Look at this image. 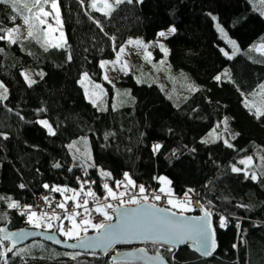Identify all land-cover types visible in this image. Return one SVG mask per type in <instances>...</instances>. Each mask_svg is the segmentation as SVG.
<instances>
[{
    "label": "trees",
    "instance_id": "trees-1",
    "mask_svg": "<svg viewBox=\"0 0 264 264\" xmlns=\"http://www.w3.org/2000/svg\"><path fill=\"white\" fill-rule=\"evenodd\" d=\"M27 2L31 5V0ZM92 3L57 0L63 47L47 45L45 51L31 38L17 44L0 41V82L8 88L7 100L0 101V197L6 198L0 200V228L29 229L8 203L32 206L42 195L62 202L61 192L51 190L54 187L75 191L82 182L94 181L84 185L101 198L107 195L104 183L114 188L117 181L126 182L124 173L136 185L154 190L160 186L158 179L165 177L176 195L188 193L212 213L217 250L205 260L187 247L170 253L159 244L137 246L159 253L169 264H264V116L257 119L256 108L250 112L244 103L255 98L264 84V55L256 50L264 45V6L260 0H134L105 15ZM13 15L9 5L0 4L4 27L23 22L19 17L13 22ZM215 21L235 41V55ZM170 26L177 30L167 38L170 66L190 73L198 91L173 101L164 89L137 83L131 75L121 82L125 92L103 81L100 63L113 59L127 40L148 42ZM25 70L42 72L43 78L38 75L29 86L21 75ZM225 72L227 76L222 75ZM85 73L105 88L99 107L87 99L81 86ZM217 75L219 82L214 79ZM227 116L233 131L224 133V139L202 143ZM225 140L233 147H227ZM73 142L77 143L70 148ZM156 144L161 148L153 152ZM249 156L252 167L247 170L240 161ZM233 165L242 171L232 172ZM101 170L110 176H102ZM252 174L257 181L250 179ZM222 216L224 228L219 226ZM125 249L130 246L113 248L106 255L86 254L34 240L3 256L4 261L0 257V264L5 260L7 264H122L111 262L110 256ZM6 251L3 243L0 252Z\"/></svg>",
    "mask_w": 264,
    "mask_h": 264
},
{
    "label": "snow or ice",
    "instance_id": "snow-or-ice-1",
    "mask_svg": "<svg viewBox=\"0 0 264 264\" xmlns=\"http://www.w3.org/2000/svg\"><path fill=\"white\" fill-rule=\"evenodd\" d=\"M85 0H80L81 4H84ZM104 8L108 9L107 12H105V15H110L112 11H115L116 8L119 7L121 4H133L134 0H113V3H109V0H102ZM136 2H142V0H136ZM51 3V8L56 12V19L57 22H59V9L57 6V0H31V5L27 2V0H0V4L9 5L13 12L16 13V15H13L11 17V20L14 22L18 17L23 20L24 25L26 26V34L21 33L20 27L15 26L11 28H6L3 26V23L0 22V41L6 40L11 44H17L21 42L23 39H36L37 43H41V46L45 48V51H47V45H48V35L49 33L42 27L43 25L47 24V17L50 16L52 13L49 11H46L45 5ZM260 4L264 6V0H260ZM91 7L97 11H100V9L97 7V3L95 0H93V3ZM35 10V11H34ZM27 12L28 14L25 15L24 12ZM261 15H264V11H261ZM213 20L216 19L215 16L212 17ZM97 26H99V21L96 22ZM51 25L48 24V29H51ZM219 28V25H217ZM176 28L170 27L167 32L161 31L158 33L159 37H167L168 34H174L176 32ZM220 31L223 33V29H220ZM40 34H43V41L40 39ZM61 37H63V33L61 32ZM115 39L114 37L112 38ZM66 44V40L64 41ZM128 45L134 46L137 49H147L148 45L145 44L142 40H129ZM229 44L233 47L232 55H235L237 46L235 41L229 40ZM55 47H63L62 44H56ZM158 47L160 50L164 53L165 56L168 55V50L164 47L163 44H158ZM126 46H121L119 51L116 54V60L115 61H102L101 67L104 68L106 64H112V65H118L119 64V70L127 74L128 72V65L127 62H124L123 64H120L121 55L125 53ZM3 49H0V52H2ZM223 54L227 56L229 59L232 58V55H229L228 52L224 51V49H221ZM147 56H151V53H147ZM68 59L71 60V55L68 56ZM160 64L163 65L164 61L161 60ZM113 70H116L114 67ZM22 76H24V79L27 81L29 86L36 83L35 80L30 79L29 75L27 73H21ZM41 78H43V73H39ZM222 75L227 76V72L223 73ZM84 78L87 79V73L84 74ZM105 80H108L107 75L104 77ZM214 79L219 82L221 81V75H217L214 77ZM138 83H140V80H137ZM109 83L111 81L109 80ZM96 88H100L101 93L104 94L103 89L100 85H96ZM260 89L262 90V94H264V84L259 85ZM190 90L192 91H198L199 89L196 88L195 85H189ZM0 101L7 100L8 98V88L0 82ZM87 94V93H86ZM126 95H129L126 93ZM92 104L94 106L99 107L97 104V100L93 99L91 100ZM245 107L249 109V111H252L253 106L247 102V100L244 101ZM10 110V109H9ZM100 110H105L103 108H100ZM257 119L264 116V108H256L255 112L253 113ZM40 124L44 125L46 128H48V132L51 135H55V132L53 131L52 127L48 124L46 120L39 121ZM225 127L227 126V117H225L223 121ZM219 127V124L217 125ZM215 134V129H213V133H210V135ZM0 135H3L0 133ZM236 135H239L238 133ZM5 139H7V136H4ZM107 138V134L106 137ZM82 142L86 145L87 141L83 140ZM215 142V141H213ZM77 142H73L72 145H69L70 148H74L75 144ZM202 143H208L207 140L202 141ZM225 145L227 147H233L231 143H229L227 140L224 141ZM161 148V145L156 144L153 146V152H158ZM80 150L77 148L76 152H79ZM87 155V153H85ZM78 158V157H74ZM90 159V157H89ZM252 157H247L246 160H241V164H251L252 163ZM262 160H264V157H261ZM55 167H60L59 164L54 165ZM94 166V165H90ZM71 171V169H69ZM232 172H241L242 169L237 168L235 165L231 168ZM86 174V173H85ZM101 175L108 177L110 176V173L104 172L101 170ZM246 177H248V173H245ZM261 175H264L262 173ZM126 183L124 181H117V186H123L125 188L124 192H120L117 194L107 183H104L103 187L107 191V195L104 197L105 200H107L109 197L112 200H118L119 203L117 206H113L112 204H104L99 207H97L96 211L100 212L104 220L107 221V223H95L93 224L90 219L83 220V225H86L87 227L93 228L97 236L95 238H88L86 235L81 236L80 231H77L80 227V225L74 224L73 229L65 230L63 227L59 229L60 235L67 237L68 239H78L80 247L85 248H107L111 247L114 244L131 241L132 239H146L151 240L154 244H161L162 246L167 245L166 248L167 252H172L173 248L177 247L179 244L185 243L189 240L193 241L196 245V250L200 252L202 256H210L212 255L213 251L215 250L216 243H215V231L212 228L210 217L212 213L210 211H204L203 216L198 217H183L180 220H174L172 217L176 216L175 212H171L170 208H161L158 207L155 203H149V197L147 195H144L146 193V189L143 185H136L135 182L131 179L128 173H124ZM79 180V178H77ZM250 179L253 181H257L258 177L256 174H252L250 176ZM162 182L164 181V178H160ZM85 183H94V181H84L81 183V188L83 189V186ZM170 183V182H168ZM44 188L48 189L49 185L44 184ZM21 188H24L25 185L21 184ZM131 187L132 189L138 188L139 190V196L137 195H131L129 196L128 200H124L123 197L125 195H128L127 189ZM52 191L56 192H67L71 191V189H61L58 187H54L51 189ZM161 193L165 192V189L163 187L159 190ZM189 192L192 190L189 189ZM87 195L95 197V193L91 192V190L88 191ZM169 196H171V193H168ZM6 199L5 197H0V200ZM10 200V198H7ZM44 199L47 201V197H44ZM152 199L155 201H159L161 199V196L158 194H154L152 196ZM88 201H84V205H87ZM99 204V201H97ZM168 205L171 206V208L179 209L181 213L183 212H189L192 211V201L188 197V193H185V198L183 200H175L172 198H169L167 201ZM199 203V201H197ZM127 205H136V207L129 209L126 207ZM8 208H17L19 205L12 201L8 203ZM78 207L80 205H77ZM28 209H30L31 206H26ZM57 207L64 208L65 205L63 203H60L57 205ZM105 209H112L114 213H116L118 220L115 224L112 223L113 216L109 215L108 211ZM87 210V209H86ZM22 215L25 213H21ZM47 214H42L43 218ZM37 217L36 212H30L28 214V223L31 224L35 228H40L42 225L39 222V220H36L34 218ZM54 219L59 220V216H53ZM71 219V217H68ZM219 226L221 228L226 227V218L221 217L220 218V224ZM87 227L83 228V231L87 232ZM239 228V225H237ZM47 228L51 229L52 224H47ZM0 232H4V229H0ZM28 235V233H25L23 231L19 233H5L2 237H0V245H3L5 240H11L12 241V247L7 249V252H11L13 248L16 247V241L23 240ZM49 239L55 240V237L49 236ZM56 243H60L59 240H56ZM71 247H76V245H71ZM235 247V245H234ZM144 249H139L138 252L143 254ZM6 252H0V257L6 256ZM76 255H79L77 253ZM127 257L132 258L136 257V253H127ZM76 256L73 255L72 259H75ZM145 258V257H141ZM148 260L153 262H159V264H164L163 258L160 256L159 253H157L154 257H146ZM5 264H7V260H5ZM122 264H131L130 260H124Z\"/></svg>",
    "mask_w": 264,
    "mask_h": 264
},
{
    "label": "rangeland",
    "instance_id": "rangeland-1",
    "mask_svg": "<svg viewBox=\"0 0 264 264\" xmlns=\"http://www.w3.org/2000/svg\"><path fill=\"white\" fill-rule=\"evenodd\" d=\"M112 1L109 0V3H111ZM95 2L97 3L98 7L100 6L101 10H103L104 12L108 11V9L104 8L102 0H95ZM45 9H46V11H49L52 13L50 16L47 17V24L42 26L49 33L48 45L54 46L56 44H62L64 42L65 35H64V31H63V27H62L60 17H59V22H57L56 12L54 10H52L51 3L45 5ZM48 24H50L52 26L51 29H48ZM217 25H218V23L215 21V27H216L217 31L221 34V36L223 38L225 37L226 41L228 42L230 39L226 36V33L224 31H223V33L220 31V29H222V28H220V26L218 28ZM17 26L20 27L21 33L26 34V26L24 25L23 22ZM170 27H173V26H170ZM170 27H168L167 29L161 30V31L167 32V30ZM161 31H159V32H161ZM61 32L63 33V37H61ZM158 33H157L156 37L151 41L146 42V41L142 40L145 44L148 45L146 50L145 49H137L134 46L128 45L127 42L130 39L127 40L122 45V46H126V50H125V53L121 55V60H120V64L127 62V65H128L127 74H125L124 72L119 70V64L115 65V66L112 64H106L104 68L101 67L103 81H106L109 83V80H110L111 81L110 84L115 88V90L117 92H125V88L121 85V82L123 80H126L128 75H131L136 82H137V80H140L141 81L140 84H155V85L159 86L161 89H164V91H166L167 96L170 99H173V101H175L178 97L185 96L188 93L193 92L192 90H190L189 85H195L196 88H198L195 78L190 73H188L185 70H175L170 66V63L168 60L169 48L167 45V38L172 34H168L167 37L165 38V37H159ZM131 40L135 41V40H141V39L131 38ZM158 44H163L164 47L168 50L167 56H165L164 53L160 50V48L158 47ZM256 50L259 53L264 55V45L257 46ZM147 53H151V56L150 57L147 56ZM115 60H116V55L113 59L106 60V61H115ZM161 60L164 61L163 65L160 64ZM100 65H101V63H100ZM114 67L116 68V70H113ZM23 73H27L29 75L30 79L35 80V81L39 78V76H38L39 74L34 73L31 70H25ZM105 75H107L108 80L104 79ZM80 83L84 89V92H85L87 99L90 102H91V100L96 99L97 103H98L99 101H101L105 97L106 91H105V88L102 85V83L93 82L89 78L85 79L84 75L81 77ZM96 85L101 86L104 94L101 93L100 88L95 87ZM0 91H2V89H0ZM249 100H250L249 104L254 106V108H260L262 101L264 102V94H262V90H261V92L259 91V93L255 96V98L249 99ZM224 119H225V117L221 121V124H219V127L213 128V129H215V134L210 135V133H213V129H212L209 133H207L203 137L202 140L203 141L207 140L208 142L218 141V140L225 138L224 133L232 132L233 129H232V125H231L230 116H227V126L226 127L223 123ZM243 166L245 169L248 170L252 167V163L251 164H243ZM160 178L158 179V183L160 186L156 191L164 199H160L159 201H155L152 199L153 195L149 196V194H147V196L149 197L148 202L149 203H155L158 207L170 208L177 213H181L179 209L171 208V206L168 205L167 201L169 198H172L175 200H183L185 198V195H183V196L176 195L174 193V191L172 190L170 183H168L169 181L165 177H162V178H164V181H165V182H162L160 180ZM161 187H163L165 189V192L161 193L159 191ZM112 189L117 194L125 191L124 187L120 188L117 186V184H115L114 188H112ZM127 190L135 191V189H132L131 187H129ZM169 192L171 193V196L168 195ZM106 193H107V191H106ZM133 206H136V205H127L126 207H133ZM105 210L108 211L109 215H112L110 212V210H112V209H105ZM183 213H187V214L192 215V214H195L197 212L193 209L192 211L183 212ZM99 215L100 216H98L95 221H93V222L91 221V222L93 224L102 223V222L107 223V221L104 220V217L100 212H99ZM53 216H54L53 214H47L43 218L38 219L42 226L40 228H36V229H40L43 231L51 230L56 225V222H57V219H54ZM69 217H71V219H70L71 223H70L68 229H73L74 224L80 225V227L76 230L80 231L81 236L86 234L88 231H91V230L95 231L93 228L87 227L86 225H83V223H81V224L76 223L73 215H70ZM49 223L52 224L51 229L47 228V224H49ZM31 227H33V226H31ZM84 227H87L86 233L83 231ZM29 229H33V228H29ZM65 238L68 239L67 237H65ZM68 240H74V239H68Z\"/></svg>",
    "mask_w": 264,
    "mask_h": 264
},
{
    "label": "water",
    "instance_id": "water-1",
    "mask_svg": "<svg viewBox=\"0 0 264 264\" xmlns=\"http://www.w3.org/2000/svg\"><path fill=\"white\" fill-rule=\"evenodd\" d=\"M136 206L133 207H128L129 209L134 208ZM192 207L193 209L197 212V215H191V214H187V213H177L175 211H173L172 209H170L171 212H175L176 216L172 217V219L174 220H180L183 217H198V216H203L204 215V211H208L206 210L202 205H200V203H197V201H193L192 202ZM161 208H165V207H161ZM112 216H113V220L112 223L115 224L116 221L118 220V217L116 215V213H114L112 210L110 211ZM211 221V225H212V216L209 218ZM213 228V226H212ZM0 229H4V232H0V237H2L3 235H5V233H19L21 231L28 233V235L25 237V239L23 240H18L16 241V247L13 248V250L11 252H7V255L11 254L15 249L19 248L20 246L27 244L31 241L34 240H40L42 242H45L57 249L60 250H64V251H68V252H82V253H90V254H101V255H106L107 253H109L114 247L119 246V245H137V244H143V243H153L151 240H146V239H132L131 241H126V242H121V243H117L112 245L111 247H107V248H85V247H80L79 245V240L78 239H74V240H62L56 232H48V231H43V230H38V229H22L20 231L17 232H13V231H9L5 226L1 227ZM87 236L88 238H95L97 236V233H86L83 236ZM49 236H53L55 237V240L53 239H49ZM56 240H59L60 243H56ZM5 244H7V249L12 247V241L11 240H5L4 241ZM215 243H216V237H215ZM159 244V243H157ZM71 245H76V247H71ZM161 245V244H159ZM165 247H168L167 245H164ZM182 247H187L192 253H194L196 256H198L201 259H209L212 255L215 254L216 250H217V243H216V247L215 250L213 251L212 255L210 256H202L200 254V252H198L196 250V245L193 241L189 240L185 243L179 244L177 247L173 248V249H179ZM139 249H144V253L141 254L138 252ZM127 253H136V257H132L129 258L126 256ZM157 254H151L149 253L145 248L143 247H136L133 249H128V250H121V251H116L114 253L111 254L110 256V261L111 262H123L124 260H130L131 263H140V264H159V262H153L148 260L146 257H154ZM145 257V258H141V257ZM163 258L164 264H169L166 259L160 255ZM3 257V261H4Z\"/></svg>",
    "mask_w": 264,
    "mask_h": 264
},
{
    "label": "built area",
    "instance_id": "built-area-1",
    "mask_svg": "<svg viewBox=\"0 0 264 264\" xmlns=\"http://www.w3.org/2000/svg\"><path fill=\"white\" fill-rule=\"evenodd\" d=\"M146 193L145 195L149 194V196H152L154 194H158L156 190L152 188H145ZM91 190V192L95 193V197L87 195L88 191ZM128 195H125L123 197L124 200H128L129 196L131 195H137L139 196V190L138 188L135 189V191H129L127 190ZM105 194V193H104ZM102 195L101 198H97L98 193L90 186V185H84L83 189H78L75 191H61L60 198L62 199V202L60 200H56L54 198H51L50 196H38L34 199V202L30 209L27 207H17L14 208V210L19 214V216L22 218L25 224L29 228L32 225L28 223V214L30 212H36L37 217L34 218L36 220L40 219L42 217V214H53L55 216H59L60 219L57 220L56 225L49 231L56 232L59 236L60 231L59 229L63 227L65 230H68L69 225L71 223L70 219L68 218L70 215H73L76 223H82L83 220L90 219L92 222L96 220V218L99 215V212L96 211L97 207L104 205V204H112L113 206H117L119 201L118 200H112L110 197L105 200V195ZM107 194V193H106ZM44 197H47V201L44 199ZM161 199H164L161 197ZM87 200V205H84V201ZM99 201V204L97 203ZM64 203L65 208L57 207L58 204ZM77 205H80L79 207ZM87 209V210H86ZM111 211V210H110ZM25 213V214H21Z\"/></svg>",
    "mask_w": 264,
    "mask_h": 264
},
{
    "label": "flooded vegetation",
    "instance_id": "flooded-vegetation-1",
    "mask_svg": "<svg viewBox=\"0 0 264 264\" xmlns=\"http://www.w3.org/2000/svg\"><path fill=\"white\" fill-rule=\"evenodd\" d=\"M192 215H196V213L195 214H192ZM93 230H91V231H89V232H92ZM95 232V231H94ZM127 246H130V249L132 248H136V247H138L137 245L135 246V245H127ZM127 246H124V245H119V246H116V247H127ZM116 247H114V248H116ZM125 250H128V249H125ZM112 253H114V251L112 252Z\"/></svg>",
    "mask_w": 264,
    "mask_h": 264
}]
</instances>
